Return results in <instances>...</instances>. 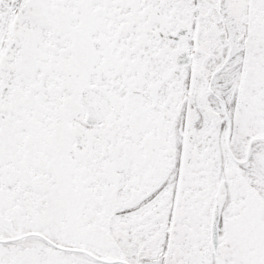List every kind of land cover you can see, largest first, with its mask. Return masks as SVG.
Instances as JSON below:
<instances>
[{
    "label": "snow or ice",
    "instance_id": "1",
    "mask_svg": "<svg viewBox=\"0 0 264 264\" xmlns=\"http://www.w3.org/2000/svg\"><path fill=\"white\" fill-rule=\"evenodd\" d=\"M0 264H264V0H0Z\"/></svg>",
    "mask_w": 264,
    "mask_h": 264
}]
</instances>
